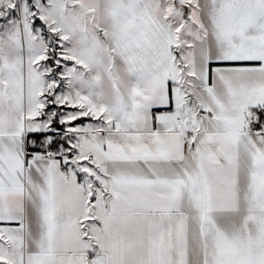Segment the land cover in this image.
<instances>
[{
    "label": "snow or ice",
    "instance_id": "6c2138e0",
    "mask_svg": "<svg viewBox=\"0 0 264 264\" xmlns=\"http://www.w3.org/2000/svg\"><path fill=\"white\" fill-rule=\"evenodd\" d=\"M0 264H264V0H0Z\"/></svg>",
    "mask_w": 264,
    "mask_h": 264
}]
</instances>
